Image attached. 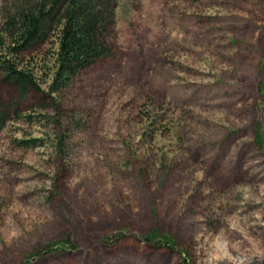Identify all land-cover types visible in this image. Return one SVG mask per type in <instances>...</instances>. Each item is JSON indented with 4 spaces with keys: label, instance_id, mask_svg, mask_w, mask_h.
I'll return each instance as SVG.
<instances>
[{
    "label": "rangeland",
    "instance_id": "1",
    "mask_svg": "<svg viewBox=\"0 0 264 264\" xmlns=\"http://www.w3.org/2000/svg\"><path fill=\"white\" fill-rule=\"evenodd\" d=\"M115 2L71 81L0 48L40 85L0 67V264H264V0Z\"/></svg>",
    "mask_w": 264,
    "mask_h": 264
},
{
    "label": "trees",
    "instance_id": "2",
    "mask_svg": "<svg viewBox=\"0 0 264 264\" xmlns=\"http://www.w3.org/2000/svg\"><path fill=\"white\" fill-rule=\"evenodd\" d=\"M115 6V0H24L0 21V48L6 46L8 37L10 49L20 53L56 35L55 83L71 81L79 71L111 54L108 42L115 22ZM1 55L3 80L18 90L20 98L40 88L31 71ZM10 118L11 104L0 99V129Z\"/></svg>",
    "mask_w": 264,
    "mask_h": 264
}]
</instances>
